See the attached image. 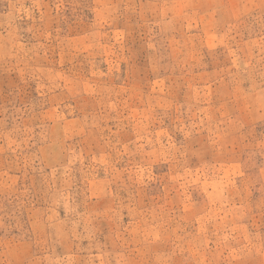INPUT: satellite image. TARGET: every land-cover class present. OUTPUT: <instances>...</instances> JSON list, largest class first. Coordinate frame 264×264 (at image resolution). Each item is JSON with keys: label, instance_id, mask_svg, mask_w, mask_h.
Segmentation results:
<instances>
[{"label": "rangeland", "instance_id": "rangeland-1", "mask_svg": "<svg viewBox=\"0 0 264 264\" xmlns=\"http://www.w3.org/2000/svg\"><path fill=\"white\" fill-rule=\"evenodd\" d=\"M0 264H264V0H0Z\"/></svg>", "mask_w": 264, "mask_h": 264}]
</instances>
